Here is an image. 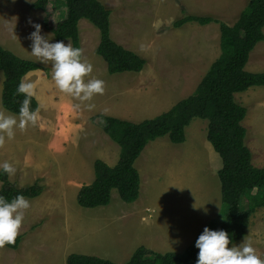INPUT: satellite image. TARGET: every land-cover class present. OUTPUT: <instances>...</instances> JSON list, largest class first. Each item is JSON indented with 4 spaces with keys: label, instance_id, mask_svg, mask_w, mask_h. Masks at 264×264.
Segmentation results:
<instances>
[{
    "label": "rangeland",
    "instance_id": "1",
    "mask_svg": "<svg viewBox=\"0 0 264 264\" xmlns=\"http://www.w3.org/2000/svg\"><path fill=\"white\" fill-rule=\"evenodd\" d=\"M33 1L0 0V45L21 58L36 61L30 52L28 35L34 29L29 21L39 23L41 34L51 37L43 20L53 25L63 18L65 9L61 1L56 5L50 1L45 11L37 10L33 17ZM98 1L109 10L111 38L126 49H134L146 60L145 66L137 73H108L105 61L95 52L98 29L80 19L81 58L92 65L85 80H103V95L80 101L59 91L51 79V62H36L39 68L24 76L35 84L38 119L24 130L14 128L11 140L5 137L0 144V162L7 160L13 165L15 172L7 178L16 186L37 182L43 189L37 197H25L30 206L24 210L17 234L22 240L17 249L0 247V264H66L70 253L122 264L140 245L153 251L181 252L195 242L210 220L223 219L225 205L217 178L221 160L206 139L207 120L198 117L185 127L182 143H172L164 135L145 145L134 162L140 179L134 201H122L112 189L107 205L85 208L77 204L76 193L81 185L93 180L95 159L110 166L118 159L120 148L103 132V119L98 113L132 114L134 121H129L133 122L153 117L191 94L219 55L218 23L190 21L177 28L172 23L184 14H195L213 15L231 25L246 9V4H241L247 0H228V6L222 4L223 0H191L190 6L181 0ZM213 6L217 11L210 9ZM48 39L71 45L69 39ZM245 70L264 72V41L250 51ZM2 81L0 70V93ZM125 84L158 88L156 93L147 92L145 99H139L133 88L131 92L122 88ZM234 100L246 108L241 124L252 164L264 167V86L237 92ZM0 111L18 117L1 103ZM241 206H247L244 198ZM244 236L264 259L263 207H256L249 216ZM243 237L234 244L239 245Z\"/></svg>",
    "mask_w": 264,
    "mask_h": 264
},
{
    "label": "trees",
    "instance_id": "2",
    "mask_svg": "<svg viewBox=\"0 0 264 264\" xmlns=\"http://www.w3.org/2000/svg\"><path fill=\"white\" fill-rule=\"evenodd\" d=\"M50 1L54 5L61 1L65 8V16L55 24L51 25L46 18L43 20L44 26L56 39H69L72 47L80 49L77 25L80 19H86L98 29L99 42L95 52L105 61L108 73H137L143 69L146 63L143 57L111 38L109 10L100 1L35 0L31 7L45 11ZM190 21L200 25L210 22L219 24V55L191 94L153 118L133 122L97 114L103 119V132L119 146L120 151L113 166L101 159L94 160L93 180L80 186L76 202L85 208L107 205L112 189L116 190L122 201H134L138 197L140 185L134 162L145 145L164 135L172 143H182L185 140L184 129L191 119H206V139L221 160L217 178L225 210L221 221L210 220L205 226L213 230H225L231 244L245 235L249 216L255 208H264V167L252 164L251 151L245 144L246 130L241 124L246 108L234 100L237 92L255 85L264 86V72L245 70L250 51L258 42L264 41V0H247L246 9L231 25L213 15L195 14H184L172 25L177 28ZM38 68L35 61L21 58L0 46V70L3 74L0 103L5 110L18 115L24 96L15 94L16 86L27 73ZM37 108L38 101L34 97L30 101V110ZM0 180V196L6 200L18 193L28 198L37 197L43 189L37 182L16 186L2 172ZM243 198L247 203L245 208L241 206ZM21 240L22 236L17 235L14 243L5 246L17 249ZM194 243L181 252L153 251L140 245L122 264H195L198 248ZM66 264L116 263L94 255L70 253L66 257Z\"/></svg>",
    "mask_w": 264,
    "mask_h": 264
},
{
    "label": "clouds",
    "instance_id": "3",
    "mask_svg": "<svg viewBox=\"0 0 264 264\" xmlns=\"http://www.w3.org/2000/svg\"><path fill=\"white\" fill-rule=\"evenodd\" d=\"M33 31L29 33L31 55L35 62L46 64L51 62V79L56 88L80 101L90 100L94 95L104 93V81L97 78L85 80L92 71V65L81 58V49L72 47L63 41L49 42L41 35V25L29 21ZM15 94H23L18 117L0 111V144L14 136V128L24 130L26 126L35 125L38 119V108L30 110V101L35 96V84L27 77L21 78L16 86ZM91 107V105H86ZM0 172L12 176L15 168L7 160L0 162ZM30 206L29 200L17 194L10 200L0 196V247L12 244L24 218V210ZM230 245V237L223 229L213 230L204 226L195 240L198 248L195 264H264L251 240L244 236L242 241Z\"/></svg>",
    "mask_w": 264,
    "mask_h": 264
},
{
    "label": "crops",
    "instance_id": "4",
    "mask_svg": "<svg viewBox=\"0 0 264 264\" xmlns=\"http://www.w3.org/2000/svg\"><path fill=\"white\" fill-rule=\"evenodd\" d=\"M205 1H207V0H205ZM34 2V1H33ZM32 2V3H33ZM181 2L184 4V5H186V6H190L191 5V0H181ZM222 4H227V6H228V0H223V2H222ZM239 4H240V2H239ZM243 4H247V1L245 2V1H243L242 2V4L241 5H243ZM218 7H221V5L219 4V2H218ZM35 9V8H34ZM65 9V8H64ZM206 9H208V8H206ZM210 9H213V10H215V11H217V9L215 8V6H213V7H211ZM40 12V9H35V10H33L34 12L33 13H31V15L33 16L34 14H35V12H38V11ZM62 16L64 17L65 16V10H64V12H63V14H62ZM34 17V16H33ZM60 20V19H59ZM79 23V22H78ZM47 33L51 36V37H47L46 35H44L43 34V32H42V34L41 35H44L46 38H55L54 36H53V34L51 35L50 34V32H48L47 31ZM78 35H79V31H78ZM53 36V37H52ZM56 39V38H55ZM98 44V43H97ZM0 46H4L3 44H1ZM124 47V46H123ZM128 49L129 50H131V48H129L128 47ZM134 50V49H133ZM132 50V51H133ZM137 51V50H136ZM27 58H29L30 60L32 59L31 57H27ZM125 87H127V89L129 90V92H131V90L130 89H132L133 88V92H137V94H138V98L139 99H141L142 97H143V95L145 94V93H147V92H149V93H156V91H157V85H145V86H130V84L128 85V84H125V85H123L122 86V88H125ZM165 87V86H164ZM165 88H167V89H169V90H176L177 89V87L176 88H174V87H165ZM121 94H119V96H120ZM118 96V97H119ZM141 96V97H140ZM153 96H155V95H153ZM35 97V96H34ZM114 97L117 99L118 97L117 96H115L114 95ZM132 97V96H131ZM36 98V97H35ZM144 98V97H143ZM145 99V98H144ZM39 103H40V101H39ZM175 103H173V104H171V105H169L167 108V110H169L173 105H174ZM167 110H165V111H167ZM165 111H163V112H165ZM160 113H162V112H160ZM160 113H158L157 115H159ZM114 116H115V113L113 114ZM132 115V114H131ZM131 115H129V114H127V113H123V112H119L118 111V114L115 116V117H117V118H120V119H125V120H133L134 121V118H133V116H131ZM157 115H155V116H157ZM113 116V117H114ZM155 116H153V117H155ZM153 117H150V118H153ZM145 119H149V118H145ZM142 120H144V119H142ZM142 120H140V121H142ZM139 122V121H138ZM166 137L168 138V136L166 135ZM169 139V138H168Z\"/></svg>",
    "mask_w": 264,
    "mask_h": 264
}]
</instances>
